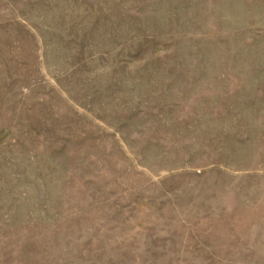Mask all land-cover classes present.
Segmentation results:
<instances>
[{"label": "rangeland", "instance_id": "rangeland-1", "mask_svg": "<svg viewBox=\"0 0 264 264\" xmlns=\"http://www.w3.org/2000/svg\"><path fill=\"white\" fill-rule=\"evenodd\" d=\"M0 264H264V0H0Z\"/></svg>", "mask_w": 264, "mask_h": 264}]
</instances>
